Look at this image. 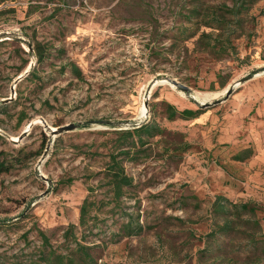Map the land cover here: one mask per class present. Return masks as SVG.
<instances>
[{"label":"rangeland","instance_id":"rangeland-1","mask_svg":"<svg viewBox=\"0 0 264 264\" xmlns=\"http://www.w3.org/2000/svg\"><path fill=\"white\" fill-rule=\"evenodd\" d=\"M224 1L0 4L15 10L0 15V264H66L75 238L97 247L96 264H264V213L261 226L223 233L213 207L219 195L264 207V0L244 13L237 53L219 60L196 42ZM199 4L211 15L192 16ZM29 42L47 47L43 61ZM163 100L203 112L171 120ZM149 120L165 132L121 156L134 184L116 198L107 168L128 145L118 130Z\"/></svg>","mask_w":264,"mask_h":264},{"label":"trees","instance_id":"trees-1","mask_svg":"<svg viewBox=\"0 0 264 264\" xmlns=\"http://www.w3.org/2000/svg\"><path fill=\"white\" fill-rule=\"evenodd\" d=\"M8 0H0V4L7 2ZM202 1V0H199ZM259 0H225L223 2L222 12L213 11V21L217 24H213L212 21L200 22L202 25L209 26L213 30L210 32L203 31L196 42V46L201 48L203 51L217 54L219 60H224L230 56L237 53V45L234 40L240 36L237 34L238 28H243L244 26V13L249 11L252 6ZM12 9V10H11ZM15 10L13 8L0 10V15L7 13H13ZM190 13L192 16L199 17L203 15L204 17L210 16V12L203 14L202 4L195 6ZM264 14V10H262ZM206 19V18H204ZM29 46L35 52L38 62L43 61L48 53L47 47L41 42H37L33 45L29 42ZM70 70L75 74L76 77L82 78L83 73L75 62H68ZM261 69H254L252 74L255 75L259 73ZM226 83H223L225 85ZM162 105L165 106V111L168 114V118L173 120L177 117L182 118H196L203 109L184 108L182 110L178 109L174 104L162 101ZM119 134L124 138L128 145L126 147H121L117 154H111V161L108 166V175L110 177L108 183L113 186L115 197L120 198L124 194V187H129L134 184V179L132 176L126 173L125 166L123 164L124 160L121 156L126 158L132 157V153L136 151L147 149L146 145L149 142L150 137H155L161 135L165 132V129L161 128L157 123L145 122L140 126L134 128H122L119 129ZM146 133L147 136H144ZM137 136V139H135ZM132 137V142L129 140ZM252 148L245 149L244 151L235 155L237 160H244L252 155ZM94 204L93 201L86 199L81 207L80 225L85 226L89 221V208ZM214 211L219 214H223L225 221L223 226L220 228L223 233H230L236 229V222L239 223H254L257 226H261L260 219L257 218L259 212L264 213V207L255 201H243L235 202L230 198L219 195L213 203ZM76 224H70L67 229V236L73 231L72 235L75 237ZM142 226L137 224L136 226L129 225L127 228L128 234H137L142 231ZM244 238L249 239L253 244L257 243L259 238L255 236L254 232L244 231ZM264 238V237H263ZM76 246L71 250V255L64 256L67 259L66 264H96L94 247L90 244H86L75 238ZM227 253V252H226ZM251 254L247 255L250 258ZM259 257H261L259 255ZM63 259V261H64ZM80 260L77 262V260Z\"/></svg>","mask_w":264,"mask_h":264},{"label":"water","instance_id":"water-1","mask_svg":"<svg viewBox=\"0 0 264 264\" xmlns=\"http://www.w3.org/2000/svg\"><path fill=\"white\" fill-rule=\"evenodd\" d=\"M172 84L178 85L181 88H183L184 90H190V88L187 85L180 84L177 81H173ZM233 89H234L233 86L229 87L228 90H227V95L231 94V92L233 91ZM147 105H148V101L146 100L145 107H147ZM203 105H207V104H203ZM72 128H73V125L70 124V125L61 127L60 128V131H66V130H69V129H72Z\"/></svg>","mask_w":264,"mask_h":264},{"label":"bare ground","instance_id":"bare-ground-1","mask_svg":"<svg viewBox=\"0 0 264 264\" xmlns=\"http://www.w3.org/2000/svg\"><path fill=\"white\" fill-rule=\"evenodd\" d=\"M261 73H258L257 75H260ZM146 107L145 106H142V113L144 114L146 112Z\"/></svg>","mask_w":264,"mask_h":264}]
</instances>
